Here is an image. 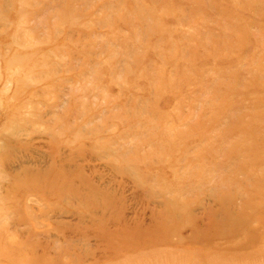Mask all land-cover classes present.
I'll return each mask as SVG.
<instances>
[{"label": "rangeland", "instance_id": "1", "mask_svg": "<svg viewBox=\"0 0 264 264\" xmlns=\"http://www.w3.org/2000/svg\"><path fill=\"white\" fill-rule=\"evenodd\" d=\"M0 264H264V0H0Z\"/></svg>", "mask_w": 264, "mask_h": 264}]
</instances>
